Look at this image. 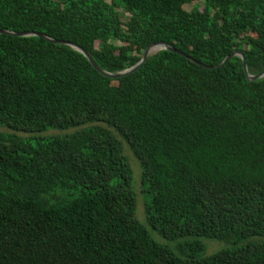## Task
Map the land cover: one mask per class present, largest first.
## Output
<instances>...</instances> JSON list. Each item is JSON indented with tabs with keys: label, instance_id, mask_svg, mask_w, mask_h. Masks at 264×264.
<instances>
[{
	"label": "trees",
	"instance_id": "trees-1",
	"mask_svg": "<svg viewBox=\"0 0 264 264\" xmlns=\"http://www.w3.org/2000/svg\"><path fill=\"white\" fill-rule=\"evenodd\" d=\"M0 30L77 43L110 73L154 42L264 71V0H0ZM0 125L16 132L0 136V264H264V78L240 56L209 69L162 50L112 78L69 45L0 34ZM110 128L143 167L148 225L192 240L175 250L138 219ZM203 238L229 246L203 256Z\"/></svg>",
	"mask_w": 264,
	"mask_h": 264
},
{
	"label": "rangeland",
	"instance_id": "rangeland-1",
	"mask_svg": "<svg viewBox=\"0 0 264 264\" xmlns=\"http://www.w3.org/2000/svg\"><path fill=\"white\" fill-rule=\"evenodd\" d=\"M124 14L128 15V13H125V12H124ZM111 41L115 42V43H119L115 39H112ZM101 45H102V42L100 39H98L97 40V47H100ZM89 125H87V126H89ZM78 129L79 128H75V129H69V130H65V131L49 129L47 131H43L40 133L39 132H37V133L17 132V135H19L23 138H26V139H31L34 142L37 138H40V137H47V136L55 135V134L73 132V131H76ZM110 130L122 141L123 148H124V154L127 156L128 160L132 166L133 172H134V185H133V187H134V190L136 192L137 201H138V205H137V217H138V219L141 220V222H143L147 226L148 230L150 231L151 235L153 236V238L155 240H157L160 243L167 244L171 248H174L175 250L177 248V245H179L181 242L184 243L188 240H192V238H182V239H179L175 242L167 241L156 230H154L152 227H150L148 225L146 212H147V205L151 202V198L147 194L146 186L144 184L143 167H142L139 159L135 156L130 145L125 141V139L118 132H116L115 129L110 128ZM13 133H16V132H14L13 130L9 129L6 126L0 125V136H8V135H11ZM256 239L264 240L261 237L256 238ZM202 241L205 244V250L202 253L203 256H210L213 253H215L219 250L225 249L229 246L228 243L223 242V241H219L216 239L203 238Z\"/></svg>",
	"mask_w": 264,
	"mask_h": 264
},
{
	"label": "water",
	"instance_id": "water-1",
	"mask_svg": "<svg viewBox=\"0 0 264 264\" xmlns=\"http://www.w3.org/2000/svg\"><path fill=\"white\" fill-rule=\"evenodd\" d=\"M0 34H7V35L21 36V37L39 36V37L46 38L47 40H49L51 42H54V43H57V44L69 45V46L73 47L74 49H76V50L80 51L81 53H83L88 58V60L92 63V65L99 72H101L102 74H105V75H107L109 77H112V78H121V77L128 76L130 74L135 73L140 67L143 66V64L147 61L149 56H151L153 54H156V53H158L159 51H162V50H168V51H171V52L178 53V54H180V55H182V56L194 61L198 65L205 66L206 68H209V69L222 67L232 57L240 56L243 59V61H244L245 73L247 74V77H248L249 80L255 81V80L264 78V71L260 72L258 74H250L249 73L247 59H246V56H245V54H244V52L242 50H236L234 53L228 55L218 66L212 67V66L205 65V64H203V63H201L199 61H196V60L192 59L190 56H188L184 52L178 50L177 48L173 47L172 45H170V44H168L166 42H154V43L150 44L147 47L142 59L136 65H134L131 68L125 69L123 71L117 72V73H110V72H107V71L103 70L97 64V62L94 60L92 55L86 49H84L82 46L78 45L77 43L70 42V41L53 39V38H50V37H48V36H46V35H44L42 33H38V32H14V31H9V30H0Z\"/></svg>",
	"mask_w": 264,
	"mask_h": 264
}]
</instances>
